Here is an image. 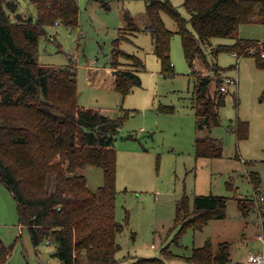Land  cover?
<instances>
[{"label": "trees", "instance_id": "obj_1", "mask_svg": "<svg viewBox=\"0 0 264 264\" xmlns=\"http://www.w3.org/2000/svg\"><path fill=\"white\" fill-rule=\"evenodd\" d=\"M30 1L35 6V18H23L15 0H0V180L12 193L19 223L27 228L32 244H53L52 255L59 264H119L116 252L121 245L117 237L125 228L128 213L125 222L116 219L114 141L128 112L110 116L100 108L79 104L77 67L72 63L56 66L38 61L39 37L48 25H77L78 1ZM183 6L189 19L170 0H145L147 23L142 27L125 10L126 26L119 28L113 39L108 66L114 70V89L122 97L140 85L139 70L144 62L121 49L119 41L129 38V33L146 31L151 35L161 72L172 75L170 41L174 31L163 21L162 12L167 13L176 23L184 57L195 76L192 92L196 125L211 127L218 124V107L224 104L226 92L219 89L221 69L216 61L207 58L205 47L209 46L213 56L221 51L253 55L256 64L264 69V40L236 38L231 43H211L212 37L230 36L240 22L251 20L256 11L264 22V0H183ZM11 12L17 20L12 21ZM198 58L205 68L215 72L218 84L213 93L208 90L212 76L195 70ZM158 107L165 112L174 110L173 105ZM237 124L238 137L246 136L247 122L238 119ZM194 150L197 157L222 155L218 140L208 136H197ZM86 165L102 169L103 182L94 190L82 172ZM249 179L257 191L259 174L251 171ZM227 199L212 192L194 194L190 207L188 196H181L175 208V240L187 227L200 229L210 219L223 218ZM236 200L243 215L255 204L252 194ZM261 215L264 233V211ZM11 248L0 239V264L7 261ZM185 258L190 264H232L228 241L218 242L214 249L207 239L193 246ZM154 262L161 259L140 256L131 264Z\"/></svg>", "mask_w": 264, "mask_h": 264}, {"label": "rangeland", "instance_id": "obj_2", "mask_svg": "<svg viewBox=\"0 0 264 264\" xmlns=\"http://www.w3.org/2000/svg\"><path fill=\"white\" fill-rule=\"evenodd\" d=\"M23 18H35L30 0H15ZM80 8L78 23L62 22L48 25L39 37L37 58L42 64L76 63L78 103L102 108L113 116L128 112L114 141L116 150V219L127 223L117 239L121 248L116 252L119 264H131L137 257H158L161 262L150 264H190L185 256L193 246L209 239L214 249L220 241H228L232 264H252L247 257L261 253L264 257L262 215L264 201L255 202L243 215L237 197L264 194V69L253 55L236 56L221 51L216 56L206 46L207 58L216 61L221 77H237L225 90L224 104L218 107V124L198 128L193 108L195 76L187 63L175 21L165 12L162 18L174 31L170 41V59L174 73L164 75L153 51L149 32L137 31L119 41V47L138 55L144 62L139 70L141 84L122 97L113 87L112 77L105 69L119 28L126 26L124 11L142 27L147 23L145 0H77ZM170 2L189 19L183 0ZM12 21L17 20L10 13ZM188 27L191 28L190 22ZM236 38L264 40V22L257 11L249 21L240 22L225 37H212L211 43H231ZM129 67V66H128ZM195 70L212 76L208 90L213 93L217 79L212 68H205L196 59ZM90 68L99 73L89 83ZM90 70V71H89ZM95 71V70H94ZM159 105H173L172 112L160 111ZM238 119L247 122L244 137L237 135ZM132 134V137L127 135ZM197 136L213 137L221 145V156L197 157L194 140ZM256 171L260 176L257 191L249 179ZM82 172L88 186L96 189L103 182L100 167L86 165ZM53 187L50 180L49 189ZM215 193L227 196L226 215L210 219L200 229L187 227L178 241L174 225L177 200L187 195L192 207L194 194ZM257 192V193H255ZM0 239L12 245L4 264H59L52 255L53 244L34 246L27 228L21 227L16 201L0 180ZM264 264V263H263Z\"/></svg>", "mask_w": 264, "mask_h": 264}, {"label": "built area", "instance_id": "obj_3", "mask_svg": "<svg viewBox=\"0 0 264 264\" xmlns=\"http://www.w3.org/2000/svg\"><path fill=\"white\" fill-rule=\"evenodd\" d=\"M253 50H254V47H251L250 51L252 52ZM232 53L239 57L236 51H233ZM236 81H237V77L235 76H229V75L223 76L219 83V89L222 91H225L230 83H235ZM254 200L256 203L262 201L263 195H260V196L254 195ZM259 238L264 239L263 236L261 235H259ZM247 259L252 264H263L264 263V257L261 253L250 252Z\"/></svg>", "mask_w": 264, "mask_h": 264}, {"label": "crops", "instance_id": "obj_4", "mask_svg": "<svg viewBox=\"0 0 264 264\" xmlns=\"http://www.w3.org/2000/svg\"><path fill=\"white\" fill-rule=\"evenodd\" d=\"M75 65H76V63H74ZM91 70V71H90ZM90 72H89V79H88V81H89V83H92L94 80L93 79H95L96 78V75H98V74H100L99 73V70L98 69H93V68H90ZM95 70V71H94ZM105 71H106V73L107 74H110L111 75V77H112V82H113V68L112 67H106V69H105ZM113 87H114V85H113ZM120 94V93H119ZM121 95V94H120ZM122 96V95H121ZM101 109V111L103 112V113H105V114H107V115H110V116H113V115H111V114H109L106 110H104V109H102V108H100ZM100 186V185H99Z\"/></svg>", "mask_w": 264, "mask_h": 264}]
</instances>
